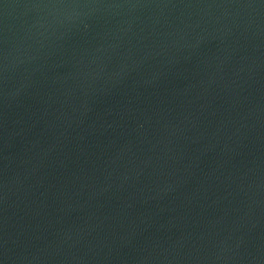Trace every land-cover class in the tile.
Returning <instances> with one entry per match:
<instances>
[{"label":"water","instance_id":"water-1","mask_svg":"<svg viewBox=\"0 0 264 264\" xmlns=\"http://www.w3.org/2000/svg\"><path fill=\"white\" fill-rule=\"evenodd\" d=\"M0 264H264V0H0Z\"/></svg>","mask_w":264,"mask_h":264}]
</instances>
